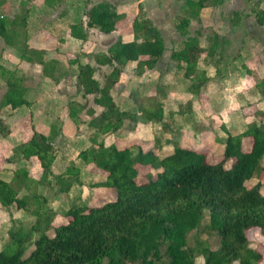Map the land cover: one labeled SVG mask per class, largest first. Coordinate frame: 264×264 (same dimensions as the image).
I'll return each mask as SVG.
<instances>
[{
  "label": "trees",
  "instance_id": "1",
  "mask_svg": "<svg viewBox=\"0 0 264 264\" xmlns=\"http://www.w3.org/2000/svg\"><path fill=\"white\" fill-rule=\"evenodd\" d=\"M222 3L223 0H184L187 15L176 25L186 39L174 50L172 59L179 63L187 78L196 75L197 81L192 88L199 95L207 79L205 71L197 70V63L205 52L207 56H215L219 37L214 36V42L202 48L197 37L189 36V28L193 20H200L204 8ZM28 15L29 10H24L10 20L0 14V36L6 44L21 52L22 60L43 65L44 75L55 80L58 63L46 61L44 51L14 39L18 27L26 28ZM87 16V27L99 29L106 35L116 32L117 23L125 19V15L119 14L110 3L98 4ZM255 18L257 24L264 27V7L255 13ZM132 29L133 41L123 42L120 38L110 46L108 54L98 57L100 64H117L104 85L96 79L97 69L90 64L79 66L77 83L79 92L95 96V104L104 109L91 121L97 131L89 135L90 146L81 151L77 159L81 167L93 165L105 174V182L97 186L115 189L116 200L95 207L68 208L62 215L55 211L44 212L38 205L32 211L36 217L32 231L41 232L40 236L34 240L32 233L23 235L0 249V264H197L200 257L204 258L203 264L264 262V244L256 248L254 238H250V234L256 232L264 240L263 184L258 182L252 188L246 185L264 174L263 124H247L237 133H231L222 125L227 137L220 141L225 146L224 158L217 163H210L206 152L180 144H176L172 154L160 159L158 141L152 149L144 151L140 145L120 149L116 144L106 146L99 140V135L116 133L126 120L137 118L122 110L112 94L123 68L136 62L138 74H143L146 69H154L167 51L161 31L147 18L142 7ZM71 36L85 40L84 25H72ZM0 79L6 84L0 110L32 106L27 99L24 79L17 72L0 63ZM256 88L264 95V79L257 80ZM73 105H70L71 115L77 113ZM262 114L257 110L255 116ZM161 119L162 108L159 107L152 120ZM9 133L10 129L0 119V134L7 137ZM53 140L51 135L38 133L33 126L31 139L18 145L17 152L24 160L37 158L44 173H50L56 160ZM247 141H251L249 149L245 148ZM81 167L74 163L56 177L61 193H68L75 184H82ZM144 173L145 180L140 182L139 177ZM27 178L28 172L24 169L15 173L11 182L0 179L2 206L16 205L20 210H28V196H20ZM32 199L40 202L37 194ZM206 214L209 228L219 236L215 248L199 238L194 245L189 242V235L200 231ZM59 215L66 223L54 226ZM28 244H34V248L25 256Z\"/></svg>",
  "mask_w": 264,
  "mask_h": 264
},
{
  "label": "crops",
  "instance_id": "2",
  "mask_svg": "<svg viewBox=\"0 0 264 264\" xmlns=\"http://www.w3.org/2000/svg\"><path fill=\"white\" fill-rule=\"evenodd\" d=\"M133 1H135V3H133ZM156 1L158 2V0ZM148 2H149L148 0H2V2H0V14L5 15L10 20H14L16 19V17L20 16L22 11L29 10L27 26L26 28L21 27L22 28L21 30L25 32L24 42H27L28 45H30V47L32 48H35L40 51H44L45 52L44 58L46 61H55L58 63L56 70V79L52 80L51 78H48L44 75L43 65L39 63L31 64L27 61H24L21 58V52L17 48L10 46L6 43H4V45L0 44V63L3 66L7 67L8 69L17 72V74L24 79V84L28 89L27 99L32 104L31 107H22L17 110H11L9 108H4L0 110V119L5 121L6 122V123L4 122L5 125L10 129V133L7 137H3L2 135H0V179L6 182H11L15 176V173H17L20 169L24 168L28 172V178H27V185L23 186V189L21 191L20 194L21 197L29 196V193L33 195L37 194L40 197L41 203L44 202V200L41 199V197L42 196L45 197V195H43V193L40 190L39 192H36L39 188L40 189L42 188L43 180L45 178L44 171L40 167L38 159L32 158L30 160H24L16 149L18 145H20L23 142H28L31 139L33 135V126L35 127V130L38 133H41L45 136L51 135L54 138L53 140L54 148L57 142L59 143L60 140L63 141L64 138H67L68 136L72 135L71 127H70L71 130H69L68 129L69 127L67 128L68 125H66L67 115L66 116L64 115L65 109L63 108L65 107V103H64L65 99H63V96H60L61 91L59 92L60 94H55V92H57V90L61 88L60 86L63 83L61 82L62 77L61 78L57 77V71L59 70V67L61 66L65 67L67 60L69 61V63L70 60H72V57H70V52L66 51L67 48L66 46L76 44V42L80 41L78 39L72 38L71 36L72 25L83 24L85 27V32L87 37L85 40H82L81 44L88 43L91 37L93 36L100 38L101 42H105L109 40L111 41L116 40L117 42L118 39H120L121 37L122 40L124 39L123 42H131L134 40V33L132 29L133 21L137 16V14L139 13L140 5L142 8L144 6L143 10L145 13H147L146 14L147 18L154 24L156 28H158L161 31L165 41V45L167 47V51L163 59L157 65L159 66V64L163 60L168 59V61L171 62L172 65L171 67L174 68L176 74L177 75L178 73L181 74V76L189 84L186 92L176 94L177 101L173 103L175 104V106H173V104L163 105L162 103H160V107L162 108L161 120L149 121V123L152 126L156 122L160 121V123H162L165 127L170 128V130L171 129L173 130L176 125L178 130L176 129L175 132L178 133V140H177L178 142L182 141V139L186 136L192 137L198 135V133L195 131L194 125H196V123L198 122L201 123L202 120L197 119L198 120L197 121L195 120V118L189 117L187 113L189 112L194 117H196V111L199 110L201 107L199 102L200 101L199 96L208 95L210 102L216 99H218L220 102L222 100L223 95L230 94L228 92L233 89V86H231L230 83L231 82L233 83L236 79H237L236 81L240 80V82L242 83L240 86L241 91H239L238 93V95L240 94L242 98L246 96V94L243 93L245 90H250L248 92H251L252 89H257L256 81L258 79H263V77L261 76L262 73L260 68L258 67L257 69H255L256 70L255 71L254 69H252L253 67L251 65H250L251 66L250 69L249 68L245 69V67H242V65L245 60H249V59L254 60L255 58L257 59L261 54V52H264V27H261L260 25L257 24L255 14L252 15L250 13L251 16H248V20L250 22L249 24L244 23L242 21L241 15L238 16V12L243 11L244 6L246 8L254 7L253 5L250 6L247 0H223V3L219 6L204 8L200 14V20L199 21L193 20L191 22L189 28V32H190L189 36L197 37L200 41V45L202 48H206L210 44H212L214 42L213 40L214 36L217 35L219 37L217 41L218 49L214 54L215 56L214 57L207 56V53L205 52L202 54L201 60L197 63L198 64L197 70L205 71L206 79H207V82L201 88L200 95L194 92L192 88L194 83L197 81L196 75L193 74L189 78H187L184 75V70H182L179 67V63L172 59V53L174 52V50L178 49V47L186 39V37L182 36L181 32L177 29L176 25L178 20L177 18H175L176 16L175 13L174 14L171 13L172 12L171 6L176 7V3H177V6H181L182 9L184 0H168V1L159 0L158 7H153V8ZM101 3H110L115 7V9L119 14H123V15L127 14L124 20H121L120 22L117 23V31L109 35L100 32L99 29L87 27L88 11H90L93 7ZM261 7L262 8L264 7V3L261 4L260 8ZM238 8H240L241 10L239 11ZM254 8L257 9V7ZM134 9H136L135 12L133 11ZM230 9L232 12L226 15L227 16L226 19H223L222 14L224 10H228L229 12ZM205 12H209L214 18V19L211 18L209 23L204 22L205 18H203L204 17L203 14ZM231 14L234 15L236 19L231 20L230 18ZM177 15L182 16L183 14L177 13ZM129 18H131V20H129ZM125 21L127 23H125ZM200 21L202 22L201 25L202 29L200 27L194 30L196 24ZM49 25H54L56 29L51 31L50 28H45V27H49ZM243 25L246 27L244 28ZM125 27H127L126 33L123 32V29ZM62 28L66 29V36L64 37H60V30H62ZM206 31L213 32V34L208 36L206 35ZM245 32L248 33L249 38L248 37L244 38L246 34L244 35L243 33ZM124 35L126 36L123 37ZM167 36H170L171 38L170 43L171 44L174 43L171 48H168L169 46H167L166 44ZM15 38L19 39L20 37L19 35H17L14 36V39ZM64 41H66L65 44ZM245 41L246 44L249 43L248 46H250L249 48H251L252 52L250 51L249 53H247L248 49L245 48V44L242 45V43H244ZM81 44L79 43L78 45L81 46ZM52 46H54L55 48H53ZM244 52H246L247 54H244ZM104 54H108V52L106 51ZM80 56H81L80 61H78V58L76 57L73 60L78 62L73 63L74 66H70V64H68L69 67L67 68L69 69L73 67L76 69V72L78 71L79 73V66L85 64H90L91 66L95 67L97 69V72L99 71V69L108 70L111 67V65L108 64L107 65L100 64L97 60L96 55L93 57L91 55L87 56L86 54L84 55L80 54ZM261 56L262 58H264L263 53L261 54ZM90 57H91L90 62H87V59H89ZM99 57H101V55ZM245 64H248V61H246ZM114 66H116V63L114 64ZM133 66H136L137 68V63L136 62L130 63L126 67H124L121 76L124 77V73L126 72V70H128L129 68H134ZM157 68L158 67L156 66L154 69H146L145 72L141 75L144 76L147 73H150L151 71ZM249 73L254 77L252 78L249 77L248 76ZM256 74H258L260 78L257 77ZM175 78H177V76ZM77 83H78V75H77ZM30 84L35 85L36 90L38 92L37 98H33V94L31 92L33 88L32 89L30 88ZM121 84L122 83L119 80L118 84H116V86L112 89L114 100L119 106L120 104L116 99V90L118 89L119 86H122ZM65 88L68 91L71 89L70 86H67ZM1 92H6V84L2 79H0V93ZM258 92L259 95H262L260 90H258ZM251 96L253 98L252 103L257 101L258 99L257 94ZM85 97L89 98L90 96L89 97L85 96ZM76 99L75 100L71 99L69 102V105H71L72 102H76V104L73 103L74 104L73 107L76 106L74 110L77 113L73 115L69 114V117H71L72 119H76V117L80 115L79 113L81 108L78 111L77 109L78 99L77 100ZM94 99L95 96L93 100ZM186 103L190 105L192 110L191 108L187 110L188 112H186V110H181L182 105ZM220 104L218 105V107L221 106ZM95 108L98 112L96 117H99L103 113L104 109L96 104H95ZM121 108L124 111H128L126 107H121ZM217 110L214 111L215 113L214 112L210 113L207 109L206 114L205 112L203 114H205L206 117L211 116V119L215 121V122L211 121V124L214 125V128L218 127L217 118H219V116L222 117L223 121H221L222 123L220 126L222 127V125H226V127H229L228 130H230V127L233 124L232 119L228 118V114H226L223 110L222 112L216 113ZM26 112H27L26 117H23V114L25 115ZM18 113H20V116L17 115ZM178 113L185 115V117H183V115H178ZM175 116L180 117L181 122L178 121V118L175 122ZM238 119L240 121L244 120L247 122L249 119H251V117H249V114H247L245 110H243L242 112H240V118ZM128 121L129 120H126L125 121L126 123L124 122L123 126H125L128 123ZM250 123H253V121L248 122V124ZM202 126L203 125L199 126V131H200V127L201 129L203 128ZM211 127L212 126H210V129ZM208 128L209 127H204L203 132ZM123 129L124 128L122 127L117 133L123 131ZM94 133H96V130L92 134ZM157 140L160 143L159 137H157ZM220 141H222V139ZM132 145H140L144 151H149L150 149L153 148V146L146 148L142 144H132ZM160 145L162 152L163 146L161 143ZM220 145H222L223 149H225V146L222 143ZM117 146L120 149L129 147V146L120 147L119 145ZM181 146L186 147L184 145ZM63 151L67 152L68 150H63ZM55 154H56V160L53 164L52 171L50 173H45L46 175L48 174V176L50 175L57 177L61 175L66 169H68L74 163L76 165L79 164V166L81 167L77 159L78 156L76 158L77 161L75 160L72 161L69 155L62 153L61 149H55ZM94 168L95 167L93 165H90L88 167H81L80 181L82 184H77V185L84 186L85 177L97 179V177H99L98 169L95 168L97 170L95 171ZM35 169H41L42 172L40 178L38 179L35 176H32L31 174ZM105 180L106 178L104 177L103 181H98V182L103 183L105 182ZM74 187L75 186L72 187L70 192L63 194H72L74 191L73 190ZM104 189L113 191L112 188H104ZM54 211L56 212V210ZM26 213H27L26 209L20 210L16 207V205L7 208L2 206V204L0 203V246L3 239L5 241V239H8L10 237V233L13 231V226L22 223V217Z\"/></svg>",
  "mask_w": 264,
  "mask_h": 264
},
{
  "label": "rangeland",
  "instance_id": "3",
  "mask_svg": "<svg viewBox=\"0 0 264 264\" xmlns=\"http://www.w3.org/2000/svg\"><path fill=\"white\" fill-rule=\"evenodd\" d=\"M148 1H149L148 3L151 5L152 8L158 7L159 0L158 2L156 0H148ZM247 2L249 3L250 6L253 5L254 7H257V9H255L254 7L246 8L244 6L245 8L243 7V11H240L241 9L238 8V10L240 11L238 12V16L241 15L242 21L244 23L249 24L250 22L248 20V16H251V14L254 15L259 9H261L262 7L260 8V6L262 3H264V0H247ZM133 3H135V1H133ZM135 10L136 9H134L133 11L135 12ZM171 11H172L171 13L173 14L175 13L176 15L175 18H177V20L187 15V12L183 8V5L181 9V6H177V3H176V7L171 6ZM230 12H232L231 9L229 10V12L228 10H224L222 14L223 19H226L227 18L226 15H228ZM177 13H181L183 15L179 16L177 15ZM146 14L147 13H145V15ZM126 15H125V18H126ZM203 15H204L203 18H205L204 19L205 23H209L210 19L213 18L209 12H205ZM131 18H129V20H131ZM230 18L231 20L236 19L234 15L232 14L230 15ZM125 23L127 22L125 21ZM128 24H125V25H128ZM201 25H202V22L201 21L198 22L194 30L200 28ZM245 27L246 26H244V28ZM45 28H50L51 31L56 29L54 25H49V27H45ZM21 29H22L21 27H18L17 29L18 30L17 33L20 38L19 39L15 38L18 43L24 42V38H25L24 37L25 32L22 31ZM126 30H127V27L123 29V32L126 33ZM246 32L243 33L244 35L246 34L244 38L246 37L249 38V35ZM195 34H192V35H195ZM211 34H213V32L206 31V35L209 36ZM64 36H66V29L62 28V30H60V37H64ZM125 36L126 35H124L123 37ZM166 40H167L166 44L167 46H169L168 48H171L174 43L173 44L170 43V40H171L170 36H167ZM115 42L116 40H113V41L109 40V41L101 42L100 38L93 36L91 37L88 43L81 44L82 41H79V42H76V44L66 46L67 47L66 51L70 52V57H72V60H70V63L67 60L65 67L64 66L59 67V70L57 71V77L59 78L62 77L61 82L63 83L60 86L61 88L57 90L55 94L61 93L60 96H63V99H65L64 100L65 107L63 108L65 109L64 115L65 116L67 115L68 119L66 118V121H67L66 125H68L67 128L69 127L68 128L69 130L72 129L71 131L72 135L68 136L67 138H64L63 141L60 140L61 142L59 141V143L57 142L55 144V149H61L62 153L69 155L72 161L74 160L77 161L76 158L78 154L82 150L90 146L88 137L90 134H92L96 130L95 126H92L90 123L93 119L98 118L96 117L98 112L95 108V104L93 100L94 96L87 95L88 97L90 96L89 98H87L83 96V93L79 92V89L77 87L78 71L76 72V69L73 67L68 69L67 68L69 67L68 64H70V66H74L73 63L80 61V57H81L80 54L81 55L86 54L87 56L91 55L93 57L96 55L98 59L100 55L102 56V54H104L106 51L108 52L109 47L113 45ZM4 43H6L5 39L0 36V44L4 45ZM65 43L66 41H64V44ZM79 43L81 44V46L78 45ZM244 44H245V48L248 49L247 53H249L251 51V48H249L250 46H248L249 43L246 44V41H245L244 43H242V45ZM52 47L55 48L54 46ZM247 53L244 52V54H247ZM262 53L264 55V52H261V54ZM261 54L259 55L257 59L255 58L254 60L253 59L245 60L243 62L242 67H245V69H248V68L250 69L252 66L253 67L252 69L254 70L259 67L262 73L261 76L264 79V58H262ZM76 57L78 58V61L73 60ZM90 60H91V57L87 59V62H90ZM246 61H248V64H245ZM171 66H172L171 62L168 61V59L163 60L159 64V66L157 65L158 67L157 69L151 71L150 73H147L144 76L141 74H138V70L136 66H133L134 68H129L128 70H126V72L124 73V77L121 76V79H120L122 86H119L118 89L116 90V99L118 100L121 107H126L128 111L132 114L136 113L135 115L137 116V118L135 120H129L128 123L125 126H123L124 128L123 131L119 133L117 132L110 133L106 136L99 135L98 138L100 141H103L107 146L111 144H117L120 147H126L132 144H142L146 148H148L150 146H154L156 144V141H158L157 137H159L160 143L163 146V151L160 152V155H159L160 159L172 154L174 152L173 149L175 148L176 144H181L186 147L195 149L198 152H206L209 157V162L217 163L224 158V149H223V146L220 145L221 144L220 140L222 139L223 141L226 138L227 133L220 126L222 123L221 121H223V118L220 116L219 118H217L218 127L214 128V125L211 124V121H214V120L211 119V116H207V117L205 116L207 109L210 113L218 109L216 113L222 112L223 110L226 114H228V118H231L232 123H233L229 130L231 133H237V132L243 131L245 127L247 126L248 122L250 121L258 122L264 125V96L259 95V92L257 89H252L251 92H248L250 90H245L243 93H245L246 96L242 98L240 94L238 95L239 91H241L240 86L242 83L240 82V80L236 81L237 80L236 79L233 83L232 82L230 83V85L233 86V89L228 92L230 94L223 95L222 100L220 102L218 99L210 102L208 95L199 96V100H200L199 102H200L201 107L199 110L197 111L195 110L196 117H194L191 113L187 111L189 110V108H191L189 104L186 103L182 105L181 110H186V112H188L187 114L189 117L191 118L193 117L195 118V120L197 119L202 120L201 123L198 122L196 123V125H194L195 131L198 133L197 136H192V137L186 136L182 139V141L178 142L177 141L178 133L175 132L176 129L178 130L176 125L173 130L172 129L170 130V128L165 127L162 123H160V121L156 122L152 126L149 123V121L152 120L154 113L160 107V103H162L163 105H171L175 103L177 101L176 94L186 92L189 86V84L187 83V81H185V79L181 76V74L178 73L177 75L174 68H172ZM113 69H114L113 66H111L110 69L108 70L99 69V71L96 74L97 80L101 84H104L106 82L107 76L113 71ZM256 75L257 77H259L258 74ZM176 76L177 78H175ZM245 76H246V73H245ZM248 76L251 78L254 77L250 73L248 74ZM256 84H257V81H256ZM67 86L71 87L69 91L65 88ZM30 88L31 89L33 88L31 90L33 94V98H37L38 92L36 90L35 85L30 84ZM250 93H253V94H250ZM4 94L5 92L0 93V102L2 101ZM255 94H257L258 99L257 101L252 103L253 98L251 95L254 96ZM76 98L78 99L77 109L79 111V109L81 108V110H80V113L78 112L80 115H78L76 119H72L71 117H69V114H71L72 112V108L70 107L69 102L71 99L75 100ZM72 103L76 104V102H72ZM219 104L221 105L220 107H218ZM173 106H175V104H173ZM74 108H76V106L73 107V109ZM243 110H245V112L249 114V117H251V119H249L247 122L244 120L240 121L238 119L240 118V112H242ZM257 110L263 113L260 117L255 116V113ZM204 112L205 114H203ZM17 115L20 116V113H18ZM26 115H27V112L25 115L23 114V117H26ZM178 115H183V114L178 113ZM183 117H185V115H183ZM177 118H178V121L181 122L180 117L178 116H175V122ZM173 124H174V121H173ZM200 125H203L202 126L203 128L204 127H209V128L203 132V128L201 129L200 127V131H199ZM210 126H213V128L210 129ZM30 132H31V129H30ZM250 147H251V141H247L245 143V148L249 149ZM63 150H68V151L64 152ZM262 164L264 165V160ZM230 166H231V162L227 163L226 167L229 168ZM21 170H24V168L20 169L19 171ZM95 171L97 170L95 169ZM31 174L32 176H35L38 179L40 178V175L42 174V172H41V169H35ZM44 175H45L44 180L42 178L43 186L41 189L39 188L36 191V192H39L40 190L43 193V195H45V197L43 196L41 197V199H43L44 202L41 203L40 201L39 202L41 204L40 205L39 203L35 202L32 199L33 194L29 193V196H28V202H29L28 206L29 207H28L27 213L23 215L22 223H19L16 226L15 225L13 226V231L10 233V237L8 239H5V241L3 239L1 246H0L1 250L4 249L6 246L11 245L14 240L15 241L18 240L23 235H28L32 233L34 240L40 236L41 232L32 231L33 226L36 222V217L32 214V211L35 208H37L38 205L41 206L44 212L56 210L57 213L62 215L68 208L78 207V206H91V207L100 206L107 202L114 201L117 198L115 189L112 188V190L115 191L113 192V191H109L102 187L100 188L99 186H97L99 183H101L98 181H103L105 177L103 176L105 174L99 170H98L99 177H97V179L85 177L84 186L75 184L74 185L75 187L73 189L74 191L72 194H63L60 192V185L57 183L56 176H50V175L48 176V174L46 175L45 173ZM144 180H145V173L139 177L140 182H143ZM258 182H261L263 184L261 193L264 195V174L260 178H255V179L248 181L246 185L248 188H252ZM61 215H59L56 218L54 222V226H59L61 224L66 223L65 218L62 217ZM43 232L44 231L42 230V233ZM49 234L52 235V230L49 231ZM253 235L256 238L253 237ZM198 238L199 240H201L206 245L212 248L217 247L219 244L218 234L209 228V217L207 214L204 216L200 231L199 232L193 231L189 235L190 244L194 245L196 243V239ZM250 238L251 239L254 238V247L256 248L257 247L261 248V246L264 244V240L256 232H253V234H250ZM33 248H34V244L31 246L29 244L26 245L25 256L29 255L30 252L33 250ZM203 263H204V258L200 257L198 259L197 264H203ZM262 264H264V262Z\"/></svg>",
  "mask_w": 264,
  "mask_h": 264
}]
</instances>
